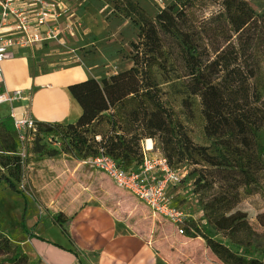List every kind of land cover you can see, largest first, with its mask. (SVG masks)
<instances>
[{"label":"trees","instance_id":"1","mask_svg":"<svg viewBox=\"0 0 264 264\" xmlns=\"http://www.w3.org/2000/svg\"><path fill=\"white\" fill-rule=\"evenodd\" d=\"M196 2L171 0L152 17L127 1L131 19L140 26V42L131 44L133 64L101 80L70 86L83 113L75 124H68L74 139L67 151L84 158L103 150L130 170L144 160V140H152L154 149L173 168L188 163L197 192L217 186L215 208L230 212L240 199V190L250 191L253 176L247 169L261 161L257 134L264 130V100L258 77L264 36L257 33L254 15L241 2L223 0V10L208 18L197 15ZM173 79L184 82L178 96L163 88ZM197 110L204 135L216 139L217 145L195 140ZM60 125L38 121V129L43 131L56 132ZM12 130L10 118L0 122V165L5 170L0 186L23 196L19 185L24 165ZM24 201L21 228L30 239H40L27 225ZM51 220L71 238L66 229L70 219L59 212ZM248 230V223L240 220L231 233L242 231L249 237ZM186 234L193 235L188 227ZM205 239L209 249L227 264H264L212 238ZM0 249L6 255L0 264H22V252L3 232ZM249 249L244 253L252 257L256 248L250 245Z\"/></svg>","mask_w":264,"mask_h":264},{"label":"rangeland","instance_id":"2","mask_svg":"<svg viewBox=\"0 0 264 264\" xmlns=\"http://www.w3.org/2000/svg\"><path fill=\"white\" fill-rule=\"evenodd\" d=\"M69 1L67 19L60 25V38L44 42L30 52L38 70L86 63L91 64L95 74L103 79L129 69L134 56L131 44L140 42V26L131 19L125 7L128 0ZM131 1L152 17L165 7L160 0ZM237 1L254 15L257 33L264 36V0ZM222 3L223 0H197V15L208 18L223 10ZM68 25L70 27L66 28ZM261 48L264 50V38ZM261 64L258 82L264 100V60ZM158 78L163 82L161 76ZM163 88L178 96L184 82L173 79L164 83ZM196 115L195 140L204 145H217L216 139L204 135L203 119L198 110ZM8 119V106L0 105V122ZM55 130L57 139L53 137L49 144H38L33 151H27L26 156L17 153L24 165V177L19 185L23 196L0 186V232L6 234L22 252V264L34 263L33 241L21 228L24 199L27 201L26 217L30 229H33L37 211V220L48 221L61 210L73 214L91 202L101 204L147 240L161 264H227L209 249L205 236L223 243L245 258L264 262V130L257 134L261 161L258 166L247 169L253 176L250 191L240 190V199L230 212L223 208L216 210L214 203L220 191L217 186L206 192H197L192 168L186 162L178 166L186 176L180 184L170 187L167 195L172 204L187 215L182 226L184 233L164 219L154 217L138 200L118 190L99 170L81 164L83 154L68 152L67 146L74 139L71 126L60 125ZM4 172L0 165V175ZM240 220L248 223L249 237H244L242 231L231 233L232 226ZM187 227L193 235L186 234ZM250 245L256 248L252 257L244 253ZM4 253L0 249V260L6 258Z\"/></svg>","mask_w":264,"mask_h":264},{"label":"crops","instance_id":"3","mask_svg":"<svg viewBox=\"0 0 264 264\" xmlns=\"http://www.w3.org/2000/svg\"><path fill=\"white\" fill-rule=\"evenodd\" d=\"M30 56L29 50H23L5 63L7 86L30 90L36 120L75 124L83 109L70 86L101 78L86 63L39 71ZM61 212L70 219L66 229L71 238L51 219L37 220L38 211L35 214L32 227L40 239H31L33 264H161L152 245L105 206L91 202L73 214Z\"/></svg>","mask_w":264,"mask_h":264},{"label":"built area","instance_id":"4","mask_svg":"<svg viewBox=\"0 0 264 264\" xmlns=\"http://www.w3.org/2000/svg\"><path fill=\"white\" fill-rule=\"evenodd\" d=\"M168 0H160L165 6ZM69 0H0V105H7L12 122V134L18 143L19 154L26 156L37 144L57 139L55 131L38 129V120L32 111L30 90L9 88L4 78L7 61L23 50L34 52L38 45L61 36L60 25L66 21ZM70 27L69 25L66 26ZM23 102L18 105V103ZM144 144V160L134 169L126 170L103 150L96 156L81 159L107 177L120 191L131 195L143 204L154 217L169 222L180 233L187 215L170 201L167 191L178 185L186 174L172 164L154 145Z\"/></svg>","mask_w":264,"mask_h":264},{"label":"bare ground","instance_id":"5","mask_svg":"<svg viewBox=\"0 0 264 264\" xmlns=\"http://www.w3.org/2000/svg\"><path fill=\"white\" fill-rule=\"evenodd\" d=\"M153 144L149 141V147L151 148V146H152Z\"/></svg>","mask_w":264,"mask_h":264}]
</instances>
